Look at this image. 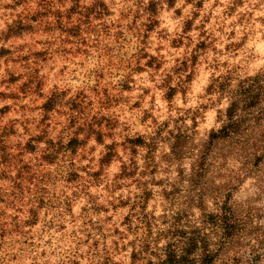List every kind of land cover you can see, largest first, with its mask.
Listing matches in <instances>:
<instances>
[{"label": "rangeland", "instance_id": "rangeland-1", "mask_svg": "<svg viewBox=\"0 0 264 264\" xmlns=\"http://www.w3.org/2000/svg\"><path fill=\"white\" fill-rule=\"evenodd\" d=\"M234 99L264 145V0H0V264H166L226 199L264 229Z\"/></svg>", "mask_w": 264, "mask_h": 264}, {"label": "trees", "instance_id": "trees-1", "mask_svg": "<svg viewBox=\"0 0 264 264\" xmlns=\"http://www.w3.org/2000/svg\"><path fill=\"white\" fill-rule=\"evenodd\" d=\"M242 104V106H241ZM246 99H234L228 107L223 125L210 134V142L226 141L230 152L235 149L242 161L241 170L264 162V145L250 141L248 116L252 112ZM252 138V137H251ZM251 174V173H249ZM251 216L243 214L228 199L215 211L205 213L202 227L177 244H169L164 251L166 264H264V229L253 225ZM249 239L250 242H246ZM147 244V243H146ZM147 245L135 256L148 253ZM245 248V249H243ZM247 248V249H246ZM147 264H152L148 259Z\"/></svg>", "mask_w": 264, "mask_h": 264}]
</instances>
